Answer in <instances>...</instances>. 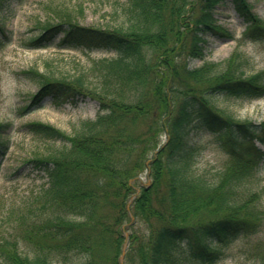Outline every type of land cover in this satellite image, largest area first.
<instances>
[{
  "label": "trees",
  "instance_id": "trees-1",
  "mask_svg": "<svg viewBox=\"0 0 264 264\" xmlns=\"http://www.w3.org/2000/svg\"><path fill=\"white\" fill-rule=\"evenodd\" d=\"M224 1L124 0L123 25L110 28L82 25L71 15L40 23L28 40L31 47L47 46L61 34L63 47L115 55L94 60L71 78L29 71L38 88L24 110L48 96H90L99 110L73 133L28 123L33 133L67 145L34 159L49 177L37 198L40 209L19 217L14 236L0 242V264H121L122 224L132 215L133 228L142 221L148 230L130 232L126 264H217L231 241L260 231L261 195L247 182L264 158L255 143H264V119H238L215 107L211 97L264 96V70L237 72L235 54L221 70L213 61L191 68L177 59L183 52L203 54L206 28L231 35L214 17ZM231 1L246 21V36L264 39V19L250 2ZM2 127L0 147L6 145ZM190 130L212 136L193 144ZM162 132L168 134L164 143ZM210 144L227 155L213 179L193 172ZM148 168L152 180L129 206L136 192L131 180ZM20 240L28 251L20 249ZM256 248L264 261V240Z\"/></svg>",
  "mask_w": 264,
  "mask_h": 264
},
{
  "label": "rangeland",
  "instance_id": "rangeland-1",
  "mask_svg": "<svg viewBox=\"0 0 264 264\" xmlns=\"http://www.w3.org/2000/svg\"><path fill=\"white\" fill-rule=\"evenodd\" d=\"M123 1L5 0L0 7V123L4 124L2 137L6 140V145L0 147V242L14 236V226L19 217L40 209L37 198L47 185L48 175L44 165L38 166L34 159L58 152L67 145L62 139H48L33 133L28 123L41 121L73 133L83 121L94 119L99 110L98 101L90 96L66 100L48 96L40 105L29 111L24 110L38 88L37 80L30 76L29 71L35 69L50 76L71 78L89 69L94 60L115 55L114 51L107 49L63 47L59 44L61 34L43 47H31L28 40L39 32L40 23L57 21L66 15H71L82 25L105 28L122 26L124 21L120 6ZM248 1L252 10L264 19V0ZM214 17L216 23L227 28L231 35L223 36L206 28L203 31V54L187 57V52H183L177 59L184 60L191 68L213 61L218 64L216 69L221 70L228 65V58L235 54L237 72L241 70L244 75H249L264 70V39L246 36V22L232 1L217 4ZM211 101L215 107L238 119L256 122L264 119V96L248 99L216 94L211 97ZM211 136L204 131L190 130L188 141L195 144L207 141ZM166 139L167 133L162 132L160 142ZM256 144L264 148V144ZM153 153H149L150 160ZM226 159L227 155L222 150L210 144L197 157L193 172L213 179L223 168ZM151 180L149 170L145 169L131 183L137 189ZM247 183L250 189L260 192L258 206L264 211V159ZM133 219L122 224L128 241L132 230H148L147 223L142 221L136 222V228H133ZM262 240L264 223L259 232L231 241L225 248V256L217 264H261L264 261L256 245ZM24 242L20 240L19 246L26 252L29 246ZM55 264L73 263L60 261Z\"/></svg>",
  "mask_w": 264,
  "mask_h": 264
}]
</instances>
